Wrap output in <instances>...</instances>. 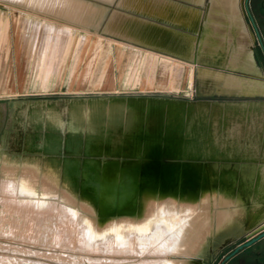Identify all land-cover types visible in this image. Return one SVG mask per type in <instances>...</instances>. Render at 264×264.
<instances>
[{
    "label": "bare ground",
    "instance_id": "1",
    "mask_svg": "<svg viewBox=\"0 0 264 264\" xmlns=\"http://www.w3.org/2000/svg\"><path fill=\"white\" fill-rule=\"evenodd\" d=\"M35 1L22 0L25 4ZM47 1L55 2L53 11L58 15L86 26L97 28L103 18L102 8L89 0ZM205 25L198 48L202 63L256 72L252 41L238 10V0H211ZM186 45H191L190 38ZM208 83L227 94L264 93V83L253 75L217 74ZM67 111L66 118L55 104L33 109L30 122H36L37 130L49 133L38 142L39 146L44 150L61 149L63 130L67 149L77 151L82 146L91 154L111 156L88 160L90 176L97 172L93 169L106 177H120L128 172L135 182L117 184L116 195H110L112 192L105 186L102 193L111 197L103 195L101 204L76 180V158L67 159L64 166L56 158H45L43 167L41 160L27 161L19 171L5 160L3 170L4 175L20 172L25 185L40 183L44 194L59 191L68 203L79 207L80 219L89 234L111 236L152 231L155 240L163 237L164 250L183 255L179 259L168 258L166 264H189V257L199 251L215 228L232 226L247 211L264 212V101L204 102L125 96L75 100L67 105ZM24 114L23 110L22 124ZM158 147L160 151L154 152ZM118 156L130 158L121 160ZM160 156H165V160H160ZM174 160L180 162L178 172L172 171ZM159 162L167 171L166 180L162 182L149 174L146 181L139 182L136 171L153 170ZM120 192L123 198L119 197ZM246 199L256 200L255 206L247 208Z\"/></svg>",
    "mask_w": 264,
    "mask_h": 264
},
{
    "label": "rangeland",
    "instance_id": "2",
    "mask_svg": "<svg viewBox=\"0 0 264 264\" xmlns=\"http://www.w3.org/2000/svg\"><path fill=\"white\" fill-rule=\"evenodd\" d=\"M53 2L36 0L35 4H25L22 0H0V264H166L170 257L182 258L181 254L164 250L163 237L161 241L155 240L152 231L111 236L89 234L80 219L79 207L68 203L59 191L44 194L40 183L25 185L20 172L4 175V153L21 162L26 157L21 152L24 141L19 137L25 132L15 126L12 104L18 105L25 99L32 102L37 96L57 97L63 103L89 95L125 94L190 101L229 99L213 95V87L205 82L217 74L250 75L241 70L206 66L201 72L196 60L60 16L53 11ZM109 6L118 8L115 3ZM46 55L49 58L45 59ZM161 61L170 66L164 84L157 80ZM87 66L88 73L83 76ZM9 98L14 103L7 102ZM261 101L264 99L219 102ZM158 151L159 147L154 150ZM179 166V160H174L172 171L178 172ZM94 171L98 173L97 169Z\"/></svg>",
    "mask_w": 264,
    "mask_h": 264
},
{
    "label": "flooded vegetation",
    "instance_id": "3",
    "mask_svg": "<svg viewBox=\"0 0 264 264\" xmlns=\"http://www.w3.org/2000/svg\"><path fill=\"white\" fill-rule=\"evenodd\" d=\"M241 9L247 23V31L250 35L252 41V49L251 54L254 61L255 73H248L250 76H255L258 80L264 83V0H240ZM248 76V77H250ZM263 77V78H259ZM213 95L218 97H229V99H193L192 101H227V100H248V99H264V94L256 93V94H227V93H219L216 88H213ZM125 96H134V97H155V98H176L171 96H155V95H111V96H100V95H89L86 99L91 98H103L110 99L113 97H125ZM81 98H73L70 101L63 103L55 98H45V99H36L31 103L35 104V106H47V105H57L63 113V116L67 118L68 111L67 105H69L73 101L80 100ZM176 99H185V98H176ZM190 100V99H187ZM16 123L15 126L20 132H25L24 136H20L23 142V149L21 152L25 153V159L23 162L12 160V163L16 168L23 167V165L29 161L33 162L36 160L50 158V159H58L60 160V164L64 166V162L61 156L72 155L71 158L78 159L81 157V165H83L84 161L87 164L88 160L91 159H100L105 160L110 158L111 156L104 154H91L86 152L85 148L81 146L80 149L69 150L67 149V136L64 135V148L61 154L46 153L43 151V148L39 146L40 141L49 135L45 130L32 131V127L34 126L35 121L33 123L30 122L29 117H26L24 123L21 124L20 118H15ZM30 123V124H28ZM29 126V128H26ZM24 127V128H23ZM25 131H24V130ZM31 136V137H30ZM35 141H34V140ZM29 142V143H27ZM35 142V143H34ZM39 142V144H38ZM26 144H28L29 148ZM13 149L15 151H19L17 145H13ZM41 150V153H40ZM83 150V151H81ZM37 152V153H36ZM46 153V154H45ZM79 153V154H77ZM6 154V153H4ZM36 155V156H35ZM50 155V156H49ZM29 156V157H28ZM40 157L42 159H40ZM89 157V158H88ZM117 158L123 160L128 159L130 157L127 156H118ZM35 159V160H34ZM44 162V161H43ZM20 167V168H21ZM247 200V199H246ZM250 201V202H249ZM256 200L251 201L248 199L245 201L247 208L255 206ZM264 206V203H263ZM139 210V208L135 211V213ZM252 213V214H251ZM255 213V214H254ZM255 215V216H254ZM254 217V218H253ZM252 218V219H251ZM244 221V222H243ZM240 222V223H239ZM253 222V223H252ZM241 224V225H240ZM246 226H245V225ZM250 224V225H249ZM240 225V226H239ZM249 226V227H248ZM228 227V228H227ZM227 227H223L220 229L215 228V230L208 235L206 241L203 243L199 251L191 255L188 259L189 264H264V212L256 213L247 211L245 217L243 219H239L235 222L228 225ZM222 229V230H221ZM221 232V233H220ZM217 233V234H216Z\"/></svg>",
    "mask_w": 264,
    "mask_h": 264
},
{
    "label": "crops",
    "instance_id": "4",
    "mask_svg": "<svg viewBox=\"0 0 264 264\" xmlns=\"http://www.w3.org/2000/svg\"><path fill=\"white\" fill-rule=\"evenodd\" d=\"M86 1H88V0H86ZM89 1L98 4L102 8V10L104 11L103 18L101 19V22L98 26L99 28L98 27L96 28L94 26H89V27H92L95 29L104 28L103 29L104 32L109 33L111 35H114L116 37H120V38H123L126 40L129 39L130 41H133V42L137 41L136 43H140V44H146L147 43L146 46L149 44L148 45L149 47L151 46L153 48H156V49H159L162 51L165 50V52H168V53L171 52V54L185 58V59L196 60V62L199 63L201 72L205 69L204 66L212 67V68L215 67V68H220V69H229V68H223L220 65H210V64L202 63L199 60V49L198 48L200 46V43L203 40L202 37L204 36V30L206 27L205 23L208 19L209 6H210L211 0H204L205 2L203 0H176V1L175 0H104V1L102 0L105 3L101 2V0H99V1L98 0H89ZM109 3L110 4L115 3L118 8H116V9L110 8ZM200 3H203V4H200ZM123 4H125V5H123ZM141 7H142V10H141ZM127 9H129L130 11L136 12V14L128 13L127 11H125ZM238 10L240 11V13L243 17V21H244L245 26L248 28L247 23H246L245 18H244V15H243V12H242V9H241L240 0H238ZM172 14H173V16H172ZM120 22H121V24H120ZM127 23H129V25ZM130 23H131V25H130ZM173 26H175V27H173ZM157 30H158V32H157ZM248 30H249V28H248ZM162 31H164V32H162ZM143 32H144V35H143ZM160 33H162L163 35ZM249 33H250V31H249ZM126 35H127V38H126ZM133 36L136 38H132ZM144 36H146V38ZM168 37H170V39ZM171 37H172V39H171ZM189 38L191 39V45L188 47L186 45V40ZM150 39H152V40H150ZM161 39H162V41H161ZM141 40H143L144 42ZM163 41H166V42H164V44H163ZM152 42H153V44H152ZM169 43H170V45H169ZM158 44H159V46H158ZM165 45H166V47H165ZM184 54H186L187 57L184 56ZM47 58H49V55H46L45 59H47ZM77 58L80 60V58H81L80 55H78ZM10 59H11V56H10ZM64 59H65V56H64ZM160 63L161 64L158 67L159 73H158L157 80H158L159 84H164L166 81L165 79H166L167 71H168L170 66H169V63L167 61H161ZM88 68L89 67L87 66V68H85L82 71L83 76L86 73H88ZM173 69L174 70L177 69V64L173 65ZM233 71H236V70H233ZM208 82H205V83L210 86V83H208ZM33 99H35V100L40 99L41 100V99H45V98H42V96H37L35 98H32V100ZM29 100L30 99L22 100V102L19 103L18 105L12 104V107H13V111L11 112L12 118L18 117L21 119V116H22L21 114H22L23 110L25 113L24 114L25 118L29 117V115L32 113L33 109L40 106V105L35 106V104L31 103ZM7 102H9V103L13 102L12 98H9V101H7ZM21 124H22V120H21ZM5 160L9 163H12V158H10V155L8 153L4 154L3 165H4Z\"/></svg>",
    "mask_w": 264,
    "mask_h": 264
},
{
    "label": "water",
    "instance_id": "5",
    "mask_svg": "<svg viewBox=\"0 0 264 264\" xmlns=\"http://www.w3.org/2000/svg\"><path fill=\"white\" fill-rule=\"evenodd\" d=\"M199 126H200V124H199ZM36 127L33 126L32 131H36L37 130ZM63 135H64V132L62 130V133L60 135L61 149H57V150H54V149L53 150H44L43 149V151L46 153L61 154L63 151V143H64V136ZM70 158L71 157H69V156H64L62 160H63V162H65L67 159H70ZM202 158H204V157H202ZM160 160L164 161L165 156H160ZM159 164L160 165L157 167H154L153 170L142 169L141 171H136L137 176H138V173L140 176V177L138 176V178L140 180L139 182L146 181L149 174L154 175L157 180L160 179L162 182H164L167 178V174H166L167 171L165 170V168L162 165L163 162L162 163L159 162ZM75 175H76V180L80 183L81 187L83 189L91 192L92 194H94L95 197L98 199L99 203H101V204L104 201V199L102 198L104 193H102L101 190L106 188L105 186L108 187L109 192H112L110 195H116L117 184L119 186L120 184L122 185L123 182L130 184V182L136 181V180H132V178H130L128 176V172H123V175L120 177L119 176H111V177L101 176L97 172L94 175L90 176V173L86 168L85 161H84L83 165H81V161L79 158L77 159V166H76V170H75ZM101 177H103V178H101ZM136 190H137V187H136ZM110 195H109V193H107V195L105 194L104 197L106 198L107 196H110ZM119 197L123 198V194H121V192H120Z\"/></svg>",
    "mask_w": 264,
    "mask_h": 264
}]
</instances>
